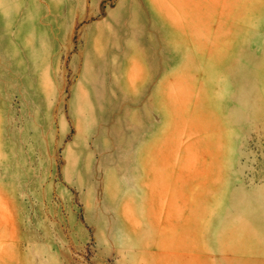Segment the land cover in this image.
Returning <instances> with one entry per match:
<instances>
[{
    "label": "rangeland",
    "instance_id": "374dc122",
    "mask_svg": "<svg viewBox=\"0 0 264 264\" xmlns=\"http://www.w3.org/2000/svg\"><path fill=\"white\" fill-rule=\"evenodd\" d=\"M0 264H264V0H0Z\"/></svg>",
    "mask_w": 264,
    "mask_h": 264
}]
</instances>
